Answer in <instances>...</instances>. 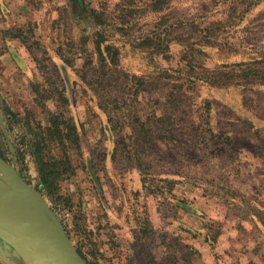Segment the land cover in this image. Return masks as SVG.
<instances>
[{
  "label": "rangeland",
  "instance_id": "obj_1",
  "mask_svg": "<svg viewBox=\"0 0 264 264\" xmlns=\"http://www.w3.org/2000/svg\"><path fill=\"white\" fill-rule=\"evenodd\" d=\"M83 1L0 0V156L88 264H264V84L249 74L264 73V0L244 16L239 4L231 15L234 0ZM214 21L227 23L221 45L197 44ZM98 34L118 51L105 71ZM224 62L247 63L240 83L197 80ZM34 84L56 92L49 108L80 133V148L67 146L74 171L51 192L34 146L48 117ZM9 181L0 171L15 192ZM22 256L0 239V264H29Z\"/></svg>",
  "mask_w": 264,
  "mask_h": 264
},
{
  "label": "trees",
  "instance_id": "obj_2",
  "mask_svg": "<svg viewBox=\"0 0 264 264\" xmlns=\"http://www.w3.org/2000/svg\"><path fill=\"white\" fill-rule=\"evenodd\" d=\"M81 6H85L83 0H78ZM237 1V4L233 3L231 15L237 13V6L244 7L243 11L237 13V15L244 16L251 7L256 4L254 0H234ZM238 6V7H239ZM91 17L93 21L97 25H103L104 20L102 14L97 9L90 10ZM235 17L230 18V22L235 21ZM227 23L224 21H214L206 26L201 33L203 36L200 40H198L197 44L199 45H210V46H218L221 45L219 39H222L223 33L226 32L225 28ZM5 34L14 38L24 37L23 32L15 30L13 28H8L5 31ZM99 40L98 42V54H99V65L98 68L105 71L106 67H109V64H117L116 58L118 56V51L115 45L111 43L104 44L105 36H101L98 34ZM103 44V46H102ZM144 46L153 49H159L158 44L155 42L153 38H146L144 41ZM236 52V51H235ZM190 67H193L192 63L189 64ZM247 63H231L228 62L223 63L224 68H230L231 70L222 69L223 67H216L214 69H209L204 67L203 74L197 80H201L202 83H206L210 86L224 87L238 82L239 80H232L239 75H236L234 72L236 70L242 69L243 71ZM238 68V69H237ZM249 74H253L257 76V79L260 80V83L264 84V73L259 69H251L249 70ZM103 74V73H102ZM243 75H240V77ZM134 78L139 80H143L141 77L133 75ZM195 80L190 79V83ZM181 86V85H179ZM33 92L35 93L36 102L42 107L43 111L47 112V121L46 127L41 132L43 134V138L39 142H35L34 146L36 148V157L37 162L39 164V171L41 173V179L47 190L51 192L54 188V184L57 179H59L62 175L72 173L74 171L73 165L69 155L68 145H72L74 147L80 148V133L78 129V125L72 118H65V116L59 111H52L49 108L48 103L51 100L57 99V94L53 89L44 88L41 84L33 85ZM63 101L68 102L67 98L63 96ZM161 123H166V117L159 118ZM148 132V131H147ZM56 144L59 149H61V153L58 156H53L49 151L45 153V149L50 148L48 144ZM139 167L141 166L140 158L138 162ZM81 254V252L79 251Z\"/></svg>",
  "mask_w": 264,
  "mask_h": 264
},
{
  "label": "water",
  "instance_id": "obj_3",
  "mask_svg": "<svg viewBox=\"0 0 264 264\" xmlns=\"http://www.w3.org/2000/svg\"><path fill=\"white\" fill-rule=\"evenodd\" d=\"M0 171L6 178L9 176L14 186L27 190L38 201L29 211L0 202V239L21 256L23 244L31 242L51 254L58 264H88L73 245L42 193L1 156Z\"/></svg>",
  "mask_w": 264,
  "mask_h": 264
},
{
  "label": "bare ground",
  "instance_id": "obj_4",
  "mask_svg": "<svg viewBox=\"0 0 264 264\" xmlns=\"http://www.w3.org/2000/svg\"><path fill=\"white\" fill-rule=\"evenodd\" d=\"M7 178L12 181L9 176H7ZM16 187L17 189H15V192H10L0 184V202L7 205L20 206L29 211L38 201L35 196L27 190L21 189L19 186ZM21 254L29 264H58L51 254L31 242L23 244Z\"/></svg>",
  "mask_w": 264,
  "mask_h": 264
}]
</instances>
